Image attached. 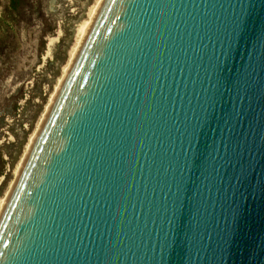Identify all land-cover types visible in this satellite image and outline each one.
<instances>
[{"label":"water","instance_id":"95a60500","mask_svg":"<svg viewBox=\"0 0 264 264\" xmlns=\"http://www.w3.org/2000/svg\"><path fill=\"white\" fill-rule=\"evenodd\" d=\"M0 264H264V0H103Z\"/></svg>","mask_w":264,"mask_h":264},{"label":"rangeland","instance_id":"374dc122","mask_svg":"<svg viewBox=\"0 0 264 264\" xmlns=\"http://www.w3.org/2000/svg\"><path fill=\"white\" fill-rule=\"evenodd\" d=\"M94 1L0 0V199Z\"/></svg>","mask_w":264,"mask_h":264},{"label":"bare ground","instance_id":"6f19581e","mask_svg":"<svg viewBox=\"0 0 264 264\" xmlns=\"http://www.w3.org/2000/svg\"><path fill=\"white\" fill-rule=\"evenodd\" d=\"M102 1L103 0H95L94 1V3L88 8V11H87V14H86L85 18L82 20V22L76 28L74 43H73L72 47L69 50V56H68L66 64L63 66L62 74L57 79L55 87H54V89H53V91H52V93H51V95H50V97L48 99V102H47V104H46V106H45V108H44V110H43V112H42V114H41V116L39 118V121L36 124V127H35L33 133L29 137V140H28V143H27V145H26V147L24 149V152L21 155V158H20V160L17 163V166L15 168V171H14V174H13L14 178L10 182V184L8 186V189H7L6 193L4 194V196L0 199V215H1L2 210H3L4 206H5V203H6L7 199H8L9 193H10L12 187H13L14 181H15L16 177L18 176V173L20 172V169H21V167H22V165H23V163L25 161V158H26L29 150L31 149V146H32V144H33V142H34V140H35V138L37 136V133H38V131H39V129H40V127H41V125H42V123H43V121H44V119H45V117H46V115H47V113H48L53 101H54V99L56 98V95H57V93H58V91H59V89H60V87H61V85H62V83H63V81H64V79H65V77L67 75V73H68V70H69V68H70V66H71V64H72V62H73V60L75 58V55H76V53H77V51H78V49H79V47H80L85 35H86V33H87V31H88V29H89V27L91 25V23H92L95 15H96L99 7H100Z\"/></svg>","mask_w":264,"mask_h":264}]
</instances>
